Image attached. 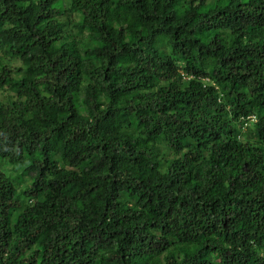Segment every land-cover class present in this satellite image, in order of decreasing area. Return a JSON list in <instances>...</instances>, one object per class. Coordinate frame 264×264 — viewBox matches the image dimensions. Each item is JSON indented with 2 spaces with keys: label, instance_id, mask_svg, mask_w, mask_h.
<instances>
[{
  "label": "trees",
  "instance_id": "1",
  "mask_svg": "<svg viewBox=\"0 0 264 264\" xmlns=\"http://www.w3.org/2000/svg\"><path fill=\"white\" fill-rule=\"evenodd\" d=\"M0 264H264V0H0Z\"/></svg>",
  "mask_w": 264,
  "mask_h": 264
},
{
  "label": "clouds",
  "instance_id": "2",
  "mask_svg": "<svg viewBox=\"0 0 264 264\" xmlns=\"http://www.w3.org/2000/svg\"><path fill=\"white\" fill-rule=\"evenodd\" d=\"M250 119H251V121H253L255 119V117L252 116Z\"/></svg>",
  "mask_w": 264,
  "mask_h": 264
}]
</instances>
